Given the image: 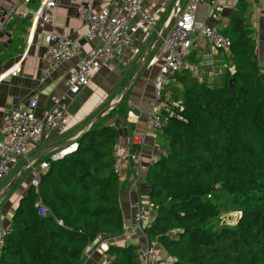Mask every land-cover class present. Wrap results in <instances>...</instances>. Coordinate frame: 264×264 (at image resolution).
<instances>
[{
    "label": "trees",
    "instance_id": "16d2710c",
    "mask_svg": "<svg viewBox=\"0 0 264 264\" xmlns=\"http://www.w3.org/2000/svg\"><path fill=\"white\" fill-rule=\"evenodd\" d=\"M245 7L238 0L219 29L231 41L233 65L221 85L189 69L171 77L170 102L183 109L164 112L163 155L145 178L154 210L145 234L171 258L167 264H264V73ZM120 140L100 121L76 150L48 161L39 187L29 188L8 223L0 264H84L99 238L110 243L111 264H140L135 245L115 243L126 226L121 176L113 171ZM222 190L242 213L233 227L221 223L226 210L212 202Z\"/></svg>",
    "mask_w": 264,
    "mask_h": 264
},
{
    "label": "crops",
    "instance_id": "0c3cea01",
    "mask_svg": "<svg viewBox=\"0 0 264 264\" xmlns=\"http://www.w3.org/2000/svg\"><path fill=\"white\" fill-rule=\"evenodd\" d=\"M89 1L94 2L96 9L113 8L111 0H63L54 20V28L72 39L85 53L98 44L97 41L86 38L77 11L80 4ZM40 2L41 0H33L23 4L20 0H0V12L8 3H16L19 9V13L8 21L0 34V125L9 110L19 103L36 100L35 115L42 117L45 110L53 106L52 99L55 98L72 117L64 133L50 130L30 146L29 162L33 161L34 167L40 172L46 171L40 168L41 163L48 162L54 154L73 145L99 115L101 117L98 122L104 121L115 127L125 143L134 135L145 137L142 160L144 168L148 170L163 155L158 133L152 132L148 126L150 102L154 97V80L162 64L163 38L172 27L173 8L177 4L185 5L188 0H147L143 8L156 16L158 23L155 31L147 36L138 32L130 33L124 52L98 71L92 82L77 94L70 93L66 84L76 60L60 66L50 78L43 77L47 29L30 34L32 16ZM237 2L238 0H221L225 12L223 20L218 22L207 19L209 6L207 3L201 4L198 8V23H207L222 30L228 23L227 16L235 9ZM243 17L251 29L259 64L264 71V0H246ZM163 31L165 33L161 36ZM136 50L139 52L136 53ZM25 53L21 66H17ZM153 60L155 62L152 64ZM186 61L193 64L196 69L194 74L200 81L213 85H221L227 72L233 69L230 53L227 50H215L204 38H197ZM17 69V76H13L12 73ZM175 84V80L169 81L166 91L170 93L171 86ZM146 173L147 171L139 175L138 166L132 162L123 170L121 203L126 226L131 225L132 204L136 201L154 217ZM34 176L35 172L28 168V161L21 160L0 182V197L6 196L4 201L0 198V215L5 218V224L10 222L19 201L27 194ZM12 181L15 182L11 186L9 184ZM7 193L10 194L7 196ZM116 243L135 245L138 250L147 245L159 248L154 239L140 232H134L130 236L122 235ZM158 252L164 260L168 256L165 251ZM89 254L90 258H86L84 264H100L107 259L104 252L97 250L96 244L89 248Z\"/></svg>",
    "mask_w": 264,
    "mask_h": 264
},
{
    "label": "built area",
    "instance_id": "2783aa9c",
    "mask_svg": "<svg viewBox=\"0 0 264 264\" xmlns=\"http://www.w3.org/2000/svg\"><path fill=\"white\" fill-rule=\"evenodd\" d=\"M28 4L32 0H20ZM63 0H41L39 8L33 13L30 34L37 30H46V53L43 57V77L50 78L54 72L63 64L76 60L66 81L70 93L77 94L81 89L87 87L93 80L95 74L106 64L116 59L124 52L128 45L130 33H140L147 36L155 31L158 20L156 16L144 10L147 0H111L113 8L96 9L94 2L89 1L77 7L78 14L83 24L85 36L89 41H97L98 44L89 52L85 53L69 37L60 34L54 28V20L58 12L59 4ZM207 3L209 12L208 20L216 22L223 20L225 6L221 0H188L185 5L177 4L172 10V27L163 38L162 64L154 80V97L150 102L148 115L149 129L158 133L164 128L163 114L169 108L182 110L180 102H170L171 94L166 91L171 77L183 69L194 71L195 67L186 61L197 38H204L215 50H229L231 41L224 36L219 29L207 23H198V8ZM19 13L16 3H8L0 12V34L3 32L8 21ZM48 28H50L48 30ZM139 50H136L138 53ZM27 53V52H26ZM26 53L17 63L21 66ZM155 60L152 61V64ZM19 69L12 74L17 76ZM264 73V71H263ZM53 106L45 110L42 117L35 115L36 100L28 103H19L12 107L3 123L0 125V181L9 175L13 166L20 160L26 159L30 146L37 142L50 130L64 133L70 124L71 115L60 105L58 99L53 98ZM170 111V110H169ZM179 120L183 116L177 113ZM145 137L134 135L128 143L120 140L113 148V171L122 176L123 170L132 162L138 166L139 175L147 171L143 166V147ZM77 149L74 143L69 148L57 152L51 158L56 161L66 154ZM48 162L41 163L40 168L46 170ZM28 168L35 172L31 181V187L38 188L42 172L34 167V162H28ZM41 216L48 213L46 207L39 201ZM132 221L130 228L134 232L145 234V230L151 226L153 216L138 201L132 204ZM238 218L242 213L238 212ZM62 225V221H59ZM124 228V232H125ZM9 234V226L5 224V218L0 215V253L5 246L6 236ZM116 243V241H115ZM97 250L104 252L108 249V241L99 238L95 243ZM86 258H90L89 249ZM140 264H167L159 256L153 246L147 245L139 249ZM100 264H111L110 260L104 259Z\"/></svg>",
    "mask_w": 264,
    "mask_h": 264
},
{
    "label": "rangeland",
    "instance_id": "374dc122",
    "mask_svg": "<svg viewBox=\"0 0 264 264\" xmlns=\"http://www.w3.org/2000/svg\"><path fill=\"white\" fill-rule=\"evenodd\" d=\"M22 160H26V161L29 162L28 155H27V158L26 159H22ZM12 182L9 185H11ZM9 194L10 193H7L6 195L8 196ZM0 198H1L2 201H4V199L6 198V196L0 197ZM231 198L232 197L225 190H222V191L218 192L214 196V198L212 199V202L216 203L221 209L226 210L225 213L223 214V216L220 219L221 223H223L225 226L233 227V226H235L238 223V221H239L240 218H238V215H239L238 212H239V210H234V208L231 206L232 205L231 204ZM133 233H134V231L132 229L125 228V232H123V236H130ZM153 247L156 249V251H157L158 254H159L158 251L164 252L163 248L160 245H159V248L157 246H153ZM104 253H106V249L104 250ZM164 255H166V254H164ZM168 257L169 256H166L165 262L166 261L167 262L170 261V257H169V259H168Z\"/></svg>",
    "mask_w": 264,
    "mask_h": 264
},
{
    "label": "water",
    "instance_id": "95a60500",
    "mask_svg": "<svg viewBox=\"0 0 264 264\" xmlns=\"http://www.w3.org/2000/svg\"><path fill=\"white\" fill-rule=\"evenodd\" d=\"M164 33H165V31H163V32L161 33V36H163ZM143 65H144V63H143ZM138 75H139V74H137V76H138ZM230 84H231L232 88H235V82H234V80H231ZM125 95H126V93H125ZM125 95H124V97H125ZM100 117H101V115L98 116V118L92 123V125L89 127V129L86 130L83 134L87 133L89 130H91L93 127H95V126L98 124V121H99V118H100ZM14 182H15V181H14ZM14 182H12L11 186L14 184Z\"/></svg>",
    "mask_w": 264,
    "mask_h": 264
}]
</instances>
